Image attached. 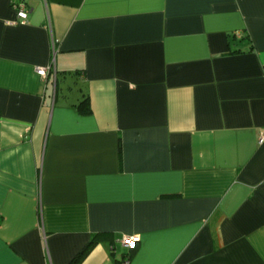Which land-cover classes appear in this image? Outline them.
Listing matches in <instances>:
<instances>
[{"label": "crops", "instance_id": "obj_1", "mask_svg": "<svg viewBox=\"0 0 264 264\" xmlns=\"http://www.w3.org/2000/svg\"><path fill=\"white\" fill-rule=\"evenodd\" d=\"M262 134L264 0H0V264H264Z\"/></svg>", "mask_w": 264, "mask_h": 264}, {"label": "built area", "instance_id": "obj_2", "mask_svg": "<svg viewBox=\"0 0 264 264\" xmlns=\"http://www.w3.org/2000/svg\"><path fill=\"white\" fill-rule=\"evenodd\" d=\"M14 9L17 12V18L20 20L21 23H26L27 18H28V8L25 2H16L14 4ZM47 68H43V67H37L36 68V73L41 76V77H46L47 74ZM264 140V135L262 134L261 137L259 138V143H262ZM121 246L126 249L128 252V254L126 255V257L124 258V260L122 261V264H129L130 263V252H132V250H134L137 246V241L136 239L132 238V237H123L120 240Z\"/></svg>", "mask_w": 264, "mask_h": 264}, {"label": "trees", "instance_id": "obj_3", "mask_svg": "<svg viewBox=\"0 0 264 264\" xmlns=\"http://www.w3.org/2000/svg\"><path fill=\"white\" fill-rule=\"evenodd\" d=\"M87 99H84V101L81 102V105L79 107L80 111L83 113H87L88 112V103H87ZM103 235H107V234H96L92 240L90 241V243L78 254V256H76L71 262L70 264H79L89 253L90 251L93 249V247L97 244L98 240L103 237ZM136 249V248H135ZM134 249V250H135ZM132 250V251H134Z\"/></svg>", "mask_w": 264, "mask_h": 264}]
</instances>
